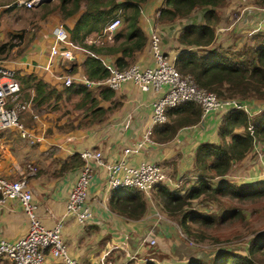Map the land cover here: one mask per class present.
Listing matches in <instances>:
<instances>
[{
	"label": "crops",
	"instance_id": "0c3cea01",
	"mask_svg": "<svg viewBox=\"0 0 264 264\" xmlns=\"http://www.w3.org/2000/svg\"><path fill=\"white\" fill-rule=\"evenodd\" d=\"M14 2V9L37 5L26 6L19 4L17 0ZM163 2L164 0H146L141 4L139 22L147 41ZM9 5L8 0H0V15ZM214 9L219 18L214 26L213 41L206 47H201L199 52L221 45L223 48L229 47L228 54L235 57V50L241 49L245 44H256L259 38L257 34L264 32V4L257 0H227ZM80 15L81 11L61 18L58 9L51 10L44 18H39L41 27L27 40L25 46L21 45L18 49V44L9 46L6 43L7 34L4 37L0 35V45H6L2 54L8 52L5 57L0 54V60L14 68L20 79L21 93L15 104L21 121L29 132L23 136L17 128L10 127L0 133V173L9 178L26 179L38 204L40 220L45 226H53L57 220L63 218L62 236L67 249L82 264H144L146 260H152L156 264H186L195 256L208 257L206 252L203 255H187L184 248H194L187 241L185 231L177 221L161 212L151 197L143 195L146 210L137 218L113 209L109 204L112 190L107 188L106 174L102 167L97 168L89 184L91 220L82 225L72 214H67L68 190L75 179L77 167L62 169L63 162L68 161L74 154H78L81 159L79 151L86 148L101 150L109 161L120 158L123 148L140 138L152 125L150 102L156 95L154 89L142 90L130 80L117 89L104 87L90 90L86 87L90 90L89 95L74 88V85H85L83 82L63 84L59 77L62 73L84 74L83 60L89 53L74 48V57L71 59L51 56L50 46L54 41L52 31L58 23H62L66 30L70 29ZM187 16L172 22H158L163 47L171 54L177 55L182 50L200 48H184L177 40L178 34L186 26L204 21L200 8H195ZM20 20H15L14 24L19 25ZM1 26L7 25L0 18V34ZM219 27L222 29L219 30ZM7 30L14 32L10 28ZM95 33H89L84 41L88 42L87 39ZM147 41L141 49L133 51L127 57L129 62L135 61L143 65L152 63ZM16 50L18 54H15ZM98 56L103 62H115L113 54ZM27 75L42 79L47 90L53 89L47 101L37 105L33 100L29 107L25 105L24 101L35 95L34 83H25L23 80ZM248 102L264 105V100L257 98L249 99ZM97 108L110 109L99 119L92 117L94 113H98L95 110ZM223 115L215 111L208 112L196 123L179 127L173 138L167 141L155 140V143L146 145L140 153L130 154L127 156V163L137 165L145 161H155L166 164L172 180L179 182L182 190L185 182L191 183L198 176L194 166L197 147L204 142L220 141L218 129ZM258 145H264V142L259 141L254 147ZM250 153L252 150L238 164L242 162L245 165ZM262 162L264 164L263 160ZM27 163L33 164L35 171H31ZM255 175L256 172H252L251 177ZM243 177H246L245 173ZM155 210L161 212L158 219L154 215ZM27 226V219L17 199L0 201V239L13 240L24 234ZM149 227H153L154 235L157 236L156 243L141 244L139 236ZM46 264H55L54 258L48 255Z\"/></svg>",
	"mask_w": 264,
	"mask_h": 264
},
{
	"label": "trees",
	"instance_id": "16d2710c",
	"mask_svg": "<svg viewBox=\"0 0 264 264\" xmlns=\"http://www.w3.org/2000/svg\"><path fill=\"white\" fill-rule=\"evenodd\" d=\"M146 0H53L43 1L38 5L43 11L44 18L53 9H58L61 18L68 17L81 11L80 17L68 29L69 37L90 49L93 54L85 56L84 74L88 78H102L109 72L108 68L98 56L101 54L115 55V64L123 68L130 62L127 59L133 51L141 49L147 41L140 22L141 4ZM264 4V0H257ZM224 0H164L159 7L157 19L161 22H172L189 15L195 8H200L204 21L186 26L177 36L181 46L190 48L182 50L176 55V68L181 73H190L195 82L208 90L214 91L220 97H236L241 101L249 99L264 100V32H259L257 43L244 45L235 50V57L228 54L229 47L221 45L199 52L201 47L211 44L214 38V26L218 21V13L214 7L222 5ZM121 15L122 24L115 33L114 41L102 45H95L84 41L91 32L101 30L110 18ZM9 44V43H7ZM5 44L0 45V54L4 53ZM11 46V44H9ZM8 54V52H7ZM7 54H2L3 57ZM17 75V73L15 72ZM25 83L35 85V103L47 101L53 92L45 88L46 83L35 76H25ZM75 89L89 95L90 90L85 85H74ZM55 90V89H54ZM58 98V96H56ZM251 108V107H250ZM107 109L97 108L98 113L93 118L101 119ZM252 110V109H251ZM94 111V110H93ZM169 120L154 125L153 138L156 141H167L174 137L179 127L196 123L202 114L199 104L187 100L169 108ZM252 125L253 131L248 128ZM220 141L217 143L204 142L195 153V168L198 176L191 183H186L182 190L171 188L167 184H156L153 191L160 198V209L177 221L180 227L192 234V221L200 224L211 223L215 216L204 214L197 210L184 208L190 199L207 193L212 197L230 195L238 199L250 198L264 194V179L254 184H235L220 179L214 184L209 180L215 176L225 175L231 165L239 162L256 143L264 142V107L258 111H247L243 108H230L222 116L218 129ZM82 159L74 154L68 161H64L62 169L80 166ZM110 206L119 213L130 217H140L146 210V201L140 189L135 187H119L112 189L109 199ZM162 210V211H163ZM238 213L233 207L226 210V215L234 216ZM175 217H171V216ZM261 248L264 252V233L248 245L247 252L241 253L228 248L216 250L209 258L192 257L186 264H258L254 253ZM210 260V262L208 261ZM144 264H156L146 260Z\"/></svg>",
	"mask_w": 264,
	"mask_h": 264
},
{
	"label": "built area",
	"instance_id": "2783aa9c",
	"mask_svg": "<svg viewBox=\"0 0 264 264\" xmlns=\"http://www.w3.org/2000/svg\"><path fill=\"white\" fill-rule=\"evenodd\" d=\"M38 1L17 0L19 4L26 6H32ZM121 23V15L116 14L94 36L89 37L87 43L102 45L112 42ZM218 29L221 30L222 27ZM52 33L54 41L50 46L51 56L71 59L74 57V48L93 54L90 49L72 40L62 23L56 24ZM147 42L152 54L151 64L143 65L134 61L120 68L114 63L104 62L109 72L106 76L96 79L88 78L85 74L62 73L59 75L65 85L80 81L90 90L104 87L117 89L130 80L142 90L152 88L156 91V95L150 102L152 125L143 132L140 138L123 148L120 158L109 161L101 150L94 148L79 151L82 163L76 169L75 179L68 190L66 204L67 214H72L82 225H86L91 220L92 212L88 204L89 184L98 167L104 169L107 188L110 190L119 187H135L149 198L156 184H167L171 188H180L179 182L172 180L166 164L155 161H145L137 165L127 163V156L140 153L146 145L155 143L152 135L153 127L157 123L169 120L167 113L169 108L191 100L200 105L201 117L212 111L224 114L230 108H243L251 111L246 102L236 97H220L214 91L198 85L190 73L178 71L176 54H171L164 49L162 32L158 27L151 28ZM20 93L21 82L14 68L5 65L0 60V133L6 128L13 127L17 128L23 136L29 134L15 104ZM32 102L33 97L24 101L27 107ZM248 128L251 132L253 131L251 124ZM27 165L31 171H35L36 167L33 164L27 163ZM261 173L264 174V171ZM9 198H15L20 202L28 226L24 234L13 240L0 239V264H46L48 255L54 258L55 264H82L67 249L62 236L63 218L57 220L53 226H45L40 220L38 204L26 179L9 178L0 173V201L3 202ZM154 215L158 219L161 217V212L155 210ZM139 238L141 244L154 245L157 240L153 227H149Z\"/></svg>",
	"mask_w": 264,
	"mask_h": 264
},
{
	"label": "rangeland",
	"instance_id": "374dc122",
	"mask_svg": "<svg viewBox=\"0 0 264 264\" xmlns=\"http://www.w3.org/2000/svg\"><path fill=\"white\" fill-rule=\"evenodd\" d=\"M8 2L10 5L5 7L2 10L4 11L3 14L0 15V18L7 25L1 26L2 31L0 35L4 37V34H7L6 37L8 38V41L6 43L11 45L16 43L18 44V49L21 45L25 46L27 40L32 38L31 36L35 31L41 27L42 22L39 23L38 20L39 18L42 19L40 14L43 9L37 7V5L33 7L20 6V8L14 9L16 1L8 0ZM226 2L227 0H224L223 3ZM15 14H17V16H15ZM187 18H190V16H187ZM17 19H21L19 25L14 24V21ZM155 21V26L159 28L158 22L161 21L158 20L157 17ZM8 28L13 29L14 32L10 33V31L7 30ZM15 54H18V50H16ZM245 102L248 108L252 109L251 111L253 112L264 107V105L259 106L254 102ZM262 160L264 161V145H258L252 149V153L246 158L245 165H243L242 162L239 164L236 162L231 165L228 174L223 175L220 178L215 176L209 180L212 184L220 179L235 184L241 183L240 185L254 184L257 181L264 179V174L261 173V171H264ZM252 172H256L257 175L251 177ZM244 173L246 174V177H243ZM143 195L145 196L144 193ZM150 197L152 198L153 203H156L161 207L159 203L160 198L155 191L151 193ZM230 207L238 210V213L234 216L226 215V210H229ZM184 208L197 210L210 216L216 215L215 220L211 223L204 222V224H200L198 221H192L191 235L184 230L186 233L185 235H187V241L191 243L190 245L194 248V250L187 247L184 248L189 256H195L196 253H201L200 255H203L206 252L208 255L206 258L211 260L214 252L221 248H228L233 251L245 253L247 252L248 245L264 233V194L238 199L227 194L212 197L207 193H202L201 195L190 199ZM162 210L161 212L167 214ZM181 233L183 234L182 231ZM254 257L258 264H264V252L261 248L255 251ZM209 259L208 261L210 262Z\"/></svg>",
	"mask_w": 264,
	"mask_h": 264
},
{
	"label": "water",
	"instance_id": "95a60500",
	"mask_svg": "<svg viewBox=\"0 0 264 264\" xmlns=\"http://www.w3.org/2000/svg\"><path fill=\"white\" fill-rule=\"evenodd\" d=\"M42 1H44V0H39V1L37 2V4L41 3Z\"/></svg>",
	"mask_w": 264,
	"mask_h": 264
}]
</instances>
